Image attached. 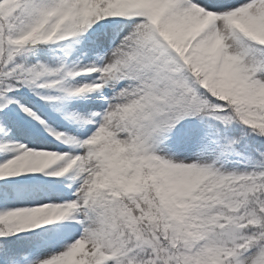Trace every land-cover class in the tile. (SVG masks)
Returning a JSON list of instances; mask_svg holds the SVG:
<instances>
[{"label":"snow or ice","instance_id":"6c2138e0","mask_svg":"<svg viewBox=\"0 0 264 264\" xmlns=\"http://www.w3.org/2000/svg\"><path fill=\"white\" fill-rule=\"evenodd\" d=\"M0 264H264V0H0Z\"/></svg>","mask_w":264,"mask_h":264}]
</instances>
